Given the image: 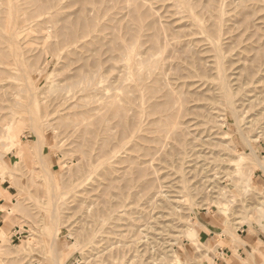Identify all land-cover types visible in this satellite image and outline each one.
I'll return each mask as SVG.
<instances>
[{
    "label": "rangeland",
    "instance_id": "374dc122",
    "mask_svg": "<svg viewBox=\"0 0 264 264\" xmlns=\"http://www.w3.org/2000/svg\"><path fill=\"white\" fill-rule=\"evenodd\" d=\"M81 1L0 0V124L15 122L18 132L11 145L0 125V198L2 189L14 193L13 203L7 200L0 213L6 215L5 223L17 226L0 236V264H53L55 228L60 229L55 245L61 264H213L217 254L202 240L205 222L217 227L211 230L212 243L230 250L236 264H264V173L250 160L243 167L235 165L237 156L249 151L218 96L219 75L210 49L213 41L223 52L240 125L264 161V65L252 78L242 71L253 56L246 48H260L264 54V0H217L221 20L210 0H89L84 5L91 22L87 36L75 44L63 42L56 30L77 26ZM177 1L190 3L201 27L220 26L218 36L193 27ZM10 15L19 29L13 44L3 33L12 22ZM93 38L98 41L92 43ZM140 86L155 87L157 96L171 89L176 98L185 99L182 111L187 110L163 134V145L138 140L148 149L145 158L142 151L130 152L135 139L129 134L120 141V119L111 116L118 107L124 109L121 122L130 128L136 108L137 137L153 138L148 123L156 116L139 112L148 106ZM33 122L39 126L35 134ZM102 132L110 139L104 151ZM178 132L180 148L171 140ZM142 182L146 188L140 187ZM237 231L260 233L261 241L251 251L255 263L239 254L243 238ZM119 252L123 258L118 259Z\"/></svg>",
    "mask_w": 264,
    "mask_h": 264
},
{
    "label": "bare ground",
    "instance_id": "6f19581e",
    "mask_svg": "<svg viewBox=\"0 0 264 264\" xmlns=\"http://www.w3.org/2000/svg\"><path fill=\"white\" fill-rule=\"evenodd\" d=\"M96 0H94V2H95ZM152 1V0H151ZM150 1V2H151ZM244 1V0H243ZM88 3L89 2V0L87 1V0H83V1H81V4H80V7H82V9H81V11L80 12H82V15H80V17L77 19L76 17H75V19H77L76 20V27L74 28V29H67L65 26L64 27H61V28H58L57 30H56V35H58V37H60L61 38V40L64 42V41H66V42H68V43H70V44H75V43H77V42H79V40H81L82 38H85V36H87V32L89 31V27H90V25H91V22L87 19L88 17H86L85 16V14H84V9H85V7H84V5H85V3ZM142 2V1H141ZM178 2V1H177ZM217 2V0H210V9L212 10V11H214V12H216L217 13V17L220 19V17H221V13L216 9V6H215V3ZM86 3V4H87ZM178 4L180 5V7L184 10V12H185V14H186V17H187V19L190 21V23L192 24V26L193 27H195L199 32H201V33H203V34H206V35H217L218 36V34L220 33V26L219 27H216V26H212V27H210V28H206V27H201L197 22H196V20H195V18H194V15L192 14V6L190 5V3H187V2H178ZM13 5V4H12ZM11 5V6H12ZM142 6V5H141ZM11 9H13V8H11ZM150 9V8H149ZM80 10V9H79ZM12 11H14V9L12 10ZM133 11V10H132ZM152 11V10H151ZM80 12H79V14H80ZM127 12V11H126ZM12 14V13H11ZM78 14V15H79ZM11 16V15H10ZM14 16V15H13ZM53 16V15H52ZM72 16V15H71ZM126 16V15H125ZM12 17V16H11ZM13 19H12V22H9L8 24H7V26L6 27H4L5 28V30L3 31V33L5 34V36L7 37V39H8V41L10 42V43H12L13 44V42L15 41V39H16V36L18 35V30L19 29H17V23H16V20H15V18L14 17H12ZM62 18V17H61ZM68 18V17H67ZM160 18V17H159ZM218 19V20H219ZM5 20H6V18H5ZM4 20V22H6ZM68 20V19H67ZM221 20V19H220ZM62 21V20H61ZM64 21H66V19H64ZM75 21V20H74ZM121 21V20H120ZM132 22V21H131ZM135 22V21H134ZM71 23V22H70ZM79 23H81V24H79ZM136 23V22H135ZM5 24V23H4ZM19 24V23H18ZM72 24V23H71ZM2 25V24H1ZM144 25V24H143ZM162 25V24H161ZM4 26V25H3ZM205 26V25H204ZM149 27V26H148ZM162 27V26H161ZM139 27H138V24L137 25H135V27H134V29L133 30H129V32H133L134 30H136V29H138ZM147 28V27H146ZM150 28H154L155 29V25H154V23H152L151 25H150ZM150 28H147V29H149V31H150ZM187 28V27H186ZM157 29V28H156ZM163 30H165V28L163 29ZM163 30H161L162 32L161 33H163L164 35H165V31L163 32ZM256 30H258V29H256ZM141 31V30H140ZM134 33V32H133ZM146 33V32H145ZM141 34V33H140ZM205 35V37H207V38H209V36H206ZM163 36V35H162ZM21 37V36H20ZM154 38V36L152 35L151 36V39H153ZM164 38V37H163ZM98 41V39H96V38H93L92 39V43L93 42H95V41ZM160 40V39H159ZM165 40V39H164ZM220 40V39H219ZM48 41V40H47ZM166 41V40H165ZM210 41H211V39H210ZM61 42V41H60ZM153 42V41H152ZM15 43H17L16 41H15ZM158 43V42H157ZM161 43V42H160ZM219 44V43H218ZM161 45V44H160ZM262 45H264V44H262ZM18 46V45H17ZM87 46H88V44L87 43H85L83 46L81 45V47L82 48H87ZM149 46V45H148ZM68 47V46H67ZM128 47V46H127ZM152 47H155V43L153 42L152 43ZM18 48V47H17ZM258 48V47H257ZM112 49V48H111ZM152 49V48H151ZM210 49L213 51V60H214V62H215V65H216V69H217V73H218V75H219V77H218V86H217V93H218V96H219V98H220V100H221V102H222V105H223V107L225 108V110L226 111H228V113H230V115L234 118V122H235V126H236V130H237V133H238V136H239V138L241 139L240 141H242L245 145H246V147H247V149H248V151H249V153L248 154H241V155H238L237 156V158H236V162H235V165L237 166V168H239V167H243V164L242 163H245V162H249V160H250V162L252 161V164H255L256 166H257V168L258 169H260L261 171H262V173H264V161L262 160V159H260V158H258L257 156H256V152H255V150L253 149V147H252V145H251V143L254 141V140H252L251 138H250V136L248 135V133L245 131V129H242V127H241V125H240V123H241V120H240V117H239V115H238V111H237V108H236V105H235V103H234V96H235V94L236 93H234L233 92V90L230 88V86L228 85V81H227V78H226V76H225V74H224V67H223V55H222V53H221V51H220V49H219V46L217 45V44H215V43H213V41L211 42V46H210ZM260 49V48H259ZM250 49V48H246L245 50H247V51H253V56L251 57V59H252V61L250 62L251 64H250V66H248V64L247 65H245V66H247V67H245V69L244 70H242V71H244L243 73H244V77L246 76V78H252V77H254L255 75H256V72H257V68L261 65H264V54L263 53H260V52H262V50L260 49ZM110 50V49H109ZM163 50H165V49H163ZM162 50V51H163ZM19 52V51H18ZM130 52V51H129ZM12 53H14V54H16V52H12ZM248 53V52H247ZM17 54H19V53H17ZM74 54V53H73ZM194 54V53H193ZM15 56V55H14ZM18 57V56H17ZM111 58H113V57H111ZM150 58V57H149ZM225 58V57H224ZM130 60V59H129ZM15 62V61H14ZM153 62H155V60L153 61ZM159 62V61H158ZM161 62V61H160ZM247 63V62H246ZM19 64V63H18ZM155 65V63H153L152 65H151V67H150V69L151 68H153V70H154V67L156 66H154ZM142 66V65H141ZM146 66V65H145ZM158 66V65H157ZM242 66V65H241ZM240 66V67H241ZM18 67H19V65H18ZM204 67V66H203ZM207 67V66H206ZM209 67V66H208ZM19 69V68H18ZM149 69V70H150ZM167 69V68H166ZM239 69V68H238ZM144 70V69H143ZM152 70V71H153ZM173 70V69H172ZM241 70V69H240ZM20 71V70H19ZM236 71V70H235ZM166 72H167V70H166ZM197 72V71H196ZM238 72H240V71H238ZM25 73H27V72H25ZM207 73H209L208 71H207ZM241 74V73H240ZM239 74V75H240ZM21 75H23V73H21ZM135 75H137V74H135ZM86 76V75H85ZM258 76V75H257ZM21 77V76H20ZM213 77V76H212ZM236 77V76H235ZM242 77V76H241ZM22 78H23V76H22ZM26 78V77H25ZM30 79V78H29ZM84 79V78H83ZM88 79H90V78H88ZM143 79V78H142ZM164 79H165V77H164ZM22 80H24V79H22ZM182 80V79H181ZM245 79H243V81H244ZM263 80V79H262ZM157 81V80H156ZM175 81V80H174ZM24 82H25V80H24ZM234 82V81H233ZM31 83V82H30ZM87 83H88V81H87ZM26 84V83H25ZM167 84V83H166ZM235 84H236V79H235ZM257 84V83H256ZM88 85V84H87ZM192 86V85H191ZM27 87V86H26ZM141 87V86H140ZM181 87V86H180ZM28 88V87H27ZM66 88V87H65ZM121 88V87H120ZM123 88V87H122ZM112 89V88H111ZM140 89V92L142 93V91L144 90V92H146L145 93V95L143 94V97H141V98H144V96H145V100H144V102H147L148 101V106L146 105L145 106V113H144V111H143V109L142 110H140L139 112L141 113V114H144V116L146 117L147 116V118H151V117H153V116H156V118H154V119H151V120H149V123H148V130H149V132L151 133V134H153L154 136H152L153 138L151 139V140H147L146 138H141V139H139L138 137H137V133H138V131H139V129H140V124L138 123L139 122V120H138V117H137V109L135 108L134 109V114L132 115V116H134V117H132V121H131V124H130V128H129V126H128V128H126V126H125V124H124V122H121V120L123 119V117H124V115H125V110L124 109H122V108H117L115 111H113L112 113H111V116L112 117H114L113 119H115V118H119L120 119V122H119V124H118V126L120 127V130H119V139H120V141L122 140V141H124L123 140V138H125V137H127V135L129 134V138H130V140H133V138L135 139L134 141H132V147H130V152H134V153H136L137 151H142V153H144L143 155H144V158H145V156H148V154H149V152H148V149H147V152L145 151V149H144V147H143V149H142V147H140L138 144V140H139V142L140 141H143L142 143L144 144V143H148L147 145H149L150 143H153L155 146L156 145H161L163 142H162V139H163V134H166V136L169 134V126L170 125H172L173 124V121L175 122V121H177V120H179V117H181V115H183L182 113H184L185 111H187V110H183L182 111V107H183V105H184V103L186 102L185 101V99L183 100V101H181L180 99H178V98H176L175 96H174V92L173 91H171V89L170 90H168V91H165L162 95H159V96H157L158 95V90L155 88V87H147V86H142L141 88H139ZM0 90H2V89H0ZM118 90V89H117ZM137 90V89H136ZM30 91V90H29ZM139 91V90H138ZM134 92V91H133ZM215 92V91H214ZM30 93H31V91H30ZM252 93V92H251ZM32 94V93H31ZM34 94V93H33ZM188 94H189V92H188ZM187 94V96H189ZM212 95H213V93H211ZM115 95V94H114ZM184 95V94H183ZM256 95V94H255ZM258 95V94H257ZM185 96V95H184ZM183 96V97H184ZM191 96V95H190ZM198 96V95H197ZM214 96V95H213ZM212 96V98L213 99H215V97H213ZM259 96H261L260 94H259ZM258 96V97H259ZM30 97V99L32 98L31 97V95L29 96ZM29 97H27V98H29ZM113 97V96H112ZM132 97H134L133 95H132ZM91 98V97H90ZM114 98V97H113ZM135 98V97H134ZM133 98V105H135V102L134 101H136V99H134ZM198 98H200L199 96H198ZM261 98V97H260ZM94 99V98H93ZM119 99V98H118ZM138 99V98H137ZM208 99V98H207ZM206 99V100H207ZM20 100V99H19ZM200 100V99H199ZM211 100V99H210ZM31 101V100H30ZM30 101H29V104H31L30 103ZM114 100H112L111 101V103H109L110 105L112 104V102H113ZM115 101H118V100H115ZM215 101V100H214ZM130 102V101H129ZM28 103V102H27ZM26 103V104H27ZM86 103V102H85ZM209 103V102H208ZM211 103V102H210ZM145 104V103H144ZM220 105V104H219ZM27 106V109L26 110H28V111H30L29 110V106L30 105H26ZM221 106V105H220ZM109 107V106H108ZM178 107V108H177ZM133 109V108H132ZM201 109V108H200ZM25 110V112L27 113V111ZM106 110V109H105ZM137 110V111H136ZM203 110V109H202ZM103 111V110H102ZM196 111V110H195ZM204 111H206V110H204ZM197 112V111H196ZM29 113V112H28ZM102 113V112H101ZM206 113V112H205ZM97 114V113H96ZM139 114V113H138ZM189 114V113H188ZM204 114V113H203ZM207 114V113H206ZM264 114V113H263ZM99 115H100V113H99ZM140 115V114H139ZM196 115H198V114H196ZM205 115V114H204ZM203 115V116H204ZM257 115V114H256ZM258 115H259V113H258ZM207 116V115H206ZM28 117H29V114H28ZM215 117V116H214ZM256 117V116H255ZM254 117V118H255ZM31 118V117H30ZM94 118V117H93ZM182 118V117H181ZM253 118V117H252ZM2 119V118H1ZM212 119H213V117L211 116V118H210V116H209V118H207L206 120H207V122L209 123V124H212L213 122H212ZM264 119V118H263ZM31 120H32V118H31ZM92 120V119H91ZM90 120V121H91ZM0 121H2V120H0ZM89 121V120H88ZM3 122H5L4 121V119H3ZM2 122V123H3ZM36 122V121H35ZM215 122V121H214ZM252 122L253 121H250L249 120V124H250V126L252 125L253 126V124H252ZM31 123V122H30ZM85 123V122H84ZM83 123V124H84ZM97 123V122H96ZM101 123V122H100ZM143 123V122H142ZM177 123V122H176ZM175 123V124H176ZM23 124V123H22ZM117 124V123H116ZM174 124V125H175ZM200 124V123H199ZM1 125V128L3 127V129H2V137L4 138V139H7V140H9V142L11 143V145H13L14 143H17V138H18V132L16 131V124H15V122L14 123H3V124H0ZM31 125V124H30ZM29 125V126H30ZM177 125V124H176ZM201 125V124H200ZM257 125V124H256ZM77 127V126H76ZM86 127V126H85ZM261 127V126H260ZM38 128H39V126L36 124V123H32V125H31V130H32V132H34V134L35 133H37L38 132ZM65 128V127H64ZM171 128V127H170ZM196 128V127H195ZM197 128H198V125H197ZM72 130H74V129H72ZM85 131V130H84ZM85 134V133H84ZM102 134L103 135H101V139H100V149H101V151H104V150H106V148H107V146H108V142H109V137L107 136V134H105L104 132H102ZM186 135V134H185ZM191 135V134H190ZM36 137V139L38 138L37 137V135H35ZM165 136V137H166ZM181 136H182V134L181 133H173V135H172V137H171V140H173L174 142H177V143H179V148H180V143H181ZM169 137V136H168ZM213 137V136H212ZM111 138V137H110ZM99 139V138H98ZM206 139H207V137H206ZM254 139H257L256 141H258V138H254ZM38 140V139H37ZM37 140H35V141H37ZM194 140V139H193ZM40 141V140H39ZM169 141V140H168ZM190 141V140H189ZM211 141V140H210ZM18 142H19V140H18ZM115 142V141H114ZM118 142V141H117ZM187 142V141H186ZM198 142V141H197ZM201 142V141H200ZM188 143V142H187ZM202 143V142H201ZM37 144L39 145V143L37 142L36 143V147H37ZM153 144H152V146H153ZM204 144V143H203ZM203 144H201V145H203ZM8 144H6L5 146H7ZM10 145V146H11ZM163 145V144H162ZM189 145V144H188ZM188 145H187V148H188ZM195 145V144H194ZM211 145V144H210ZM222 145H224V144H222ZM40 147H41V145H39ZM124 146V145H123ZM190 146V145H189ZM12 147V146H11ZM10 147V148H11ZM109 147V146H108ZM122 147V146H121ZM121 147H120V149H121ZM163 147V146H162ZM182 147V146H181ZM191 147H192V145H191ZM190 147V148H191ZM197 147V146H196ZM146 148V147H145ZM152 148V147H151ZM167 148V147H166ZM193 148V147H192ZM195 148V147H194ZM38 149H40L39 147L37 148V150ZM170 149V148H169ZM41 150V149H40ZM40 150H38V151H40ZM152 150V149H151ZM195 150V149H194ZM37 151V153H38V157H39V159H40V152H38ZM108 151V150H107ZM116 151V150H115ZM167 151H168V148H167ZM186 152H187V150H185ZM191 151H192V149H191ZM191 151H190V153H191ZM117 152V151H116ZM115 152V153H116ZM159 152H160V150H159ZM176 153V155H177V151H175ZM183 152H184V150H183ZM204 152V151H203ZM148 153V154H147ZM173 153V152H172ZM189 153V154H190ZM185 154V153H184ZM143 155L141 156V157H143ZM159 155V154H158ZM170 155V154H169ZM180 155H182L181 153H180ZM200 155V154H199ZM112 156V155H111ZM179 156V155H178ZM201 156V155H200ZM200 156H198V157H200ZM208 156V155H207ZM206 156V157H207ZM213 156V155H212ZM170 157V156H169ZM191 157H197V156H194V154L191 156ZM190 157V158H191ZM198 157H197V159H198ZM215 157V156H214ZM201 158V157H200ZM220 158V157H219ZM38 159V158H37ZM111 159V158H110ZM152 159V158H151ZM196 159V160H197ZM176 160V159H175ZM185 160V159H184ZM195 160V161H196ZM205 160V159H204ZM209 160V159H208ZM155 161V160H154ZM163 161V160H162ZM199 162V161H198ZM224 162V161H223ZM150 163H151V161H150ZM174 163H175V161H174ZM189 163V162H188ZM191 163H193V162H191ZM190 163V164H191ZM227 163V162H226ZM230 163V162H229ZM186 164V163H185ZM184 164V165H185ZM188 165V164H187ZM197 165V164H196ZM195 165V168L197 167ZM134 166V165H133ZM206 166V165H205ZM191 167V166H190ZM192 167H194L193 165H192ZM100 168V167H99ZM176 168V167H175ZM195 168H192V169H195ZM198 168V167H197ZM192 169H191V171H192ZM203 169V168H202ZM201 168H200V170L199 171H201L202 170ZM226 169V168H225ZM248 169V168H247ZM136 170V169H135ZM196 170V169H195ZM198 170V169H197ZM196 170V171H197ZM222 170H223V168H222ZM237 170V169H236ZM148 171V170H147ZM195 171V172H196ZM198 171V172H199ZM141 172H142V170H141ZM47 173V172H46ZM137 173V179H141V177H142V175H141V173H140V170L139 171H137L136 172ZM143 173V172H142ZM157 173V172H156ZM151 174V173H150ZM153 174H154V172H153ZM194 174V173H193ZM198 174V173H197ZM199 174H201V173H199ZM133 175V174H132ZM195 175V174H194ZM124 176V175H123ZM170 176V175H169ZM156 177V176H155ZM48 178V177H47ZM123 178V177H122ZM191 178V177H190ZM204 178H206V177H204ZM251 178H252V173H250L249 175H248V180H251ZM51 179V178H50ZM124 179V178H123ZM52 181V179L50 180V182ZM49 182V181H48ZM104 182V181H103ZM157 182V181H156ZM246 182H248V181H246ZM79 183H80V181H79ZM204 183V182H203ZM52 185V184H51ZM152 185V184H151ZM151 185L149 186V187H151ZM154 185V184H153ZM140 187H142V188H146L147 187V184L146 183H141L140 184ZM171 187V186H170ZM52 188V187H51ZM156 188L158 189L159 187H157L156 186ZM109 189V188H108ZM54 190V189H53ZM168 190V189H167ZM107 191V190H106ZM199 193V192H198ZM65 194V193H64ZM155 197V196H154ZM153 197V198H154ZM115 198V196L113 195V199ZM152 198V197H151ZM150 201V200H149ZM101 203V202H100ZM160 203V202H159ZM102 204V203H101ZM117 204V203H116ZM155 204V203H154ZM169 204V203H168ZM118 205V204H117ZM116 205V206H117ZM92 206V205H91ZM109 206V205H108ZM161 206H162V204H161ZM104 207H105V209L104 210H106V209H109V208H106V206L104 205ZM110 207V206H109ZM115 205L113 206H111V212H114L115 210ZM123 207V206H122ZM162 208V207H161ZM101 209V208H100ZM107 211V210H106ZM121 211H122V209H121ZM101 212V211H100ZM103 213H105L104 211H102ZM109 212V211H108ZM120 212V211H119ZM52 213H53V211H52ZM110 213V212H109ZM87 215V214H86ZM85 215V216H86ZM99 215H101V214H99ZM51 216V215H50ZM53 217H54V215H53ZM159 217V216H158ZM162 217V216H161ZM160 217V218H161ZM55 218H57L56 216L54 217V218H52V219H55ZM99 218H100V216H99ZM93 219V218H92ZM162 219V218H161ZM51 220V219H50ZM56 220V219H55ZM55 220H54V222H55ZM123 220V219H122ZM154 220V219H153ZM57 221V220H56ZM120 220L119 219H116L115 220V222H119ZM54 222H51V223H54ZM93 222H95V217H94V219H93ZM106 222V221H105ZM57 222H55L54 224H55V226H57L58 225V223L56 224ZM120 223V222H119ZM122 223H123V221H122ZM156 224L157 222L155 221H153V224ZM87 224V223H86ZM158 224V223H157ZM160 224V223H159ZM198 224H200V226H201V223H198ZM126 225V224H125ZM98 226V225H97ZM112 226V225H111ZM116 226V225H115ZM91 227V226H90ZM115 228V227H114ZM101 229V228H100ZM79 230V229H78ZM59 232H60V229L59 228H55L54 229V231H53V239H52V241H51V249H50V254H52V256H53V258H54V260H53V264H61L60 263V261H62L63 259L61 258V256L59 255V252H58V250H57V248H56V242H57V237H58V234H59ZM126 232V231H125ZM194 232H195V230H190L189 231V233L190 234H192V235H194ZM96 234V233H95ZM129 234V233H128ZM60 235V234H59ZM68 236H69V238H72V234H68ZM2 237H3V235H2ZM93 238V237H92ZM113 242V241H112ZM99 243V242H98ZM105 243V242H104ZM97 245V244H96ZM125 245V244H124ZM128 245V244H127ZM126 246V245H125ZM101 249V248H100ZM104 250V249H103ZM128 250H130V249H128ZM127 249H126V252L128 251ZM104 252V251H103ZM130 252V251H129ZM132 252V251H131ZM109 253V252H108ZM122 253V252H121ZM120 252H119V255L121 254ZM124 254V253H123ZM125 255H126V253H125ZM95 257V256H94ZM91 258V257H90ZM90 258H89V260H90ZM100 258V257H99ZM119 258H123V257H121V255H120V257H118V259ZM114 259H116V256H115V258ZM121 260V259H120ZM86 261H88V260H86ZM93 262V261H92ZM123 263V262H122ZM128 263V262H127ZM85 264H87V263H85ZM125 264V263H124Z\"/></svg>",
    "mask_w": 264,
    "mask_h": 264
},
{
    "label": "crops",
    "instance_id": "0c3cea01",
    "mask_svg": "<svg viewBox=\"0 0 264 264\" xmlns=\"http://www.w3.org/2000/svg\"><path fill=\"white\" fill-rule=\"evenodd\" d=\"M1 196L3 198H0V207H3L6 205V201L8 200L10 203H13V197L14 193L11 192L8 189L4 190L2 189ZM6 222V215L4 213H0V236L3 234L5 236V232L7 233L8 231L10 232H15L17 229V226L11 225L10 223H5ZM204 227L202 228V235H206L205 238H202L203 242L206 244V247H208L213 254H217L214 256L213 259V264H236L237 260L236 257L232 254V252L228 249H223L221 248L218 244L212 243L213 241V233L211 232L212 229H217L213 224L211 223H204ZM4 230V231H3ZM239 231H237L238 234ZM241 232V231H240ZM238 237H242L243 239L240 238V242L243 244L240 249L238 250L240 255L246 254V260L248 262H254L255 260H252L251 258V251L253 248L258 247V241H261V236L260 233H250V231H246L245 235H239ZM216 243V242H215ZM202 264H209L208 261H204Z\"/></svg>",
    "mask_w": 264,
    "mask_h": 264
},
{
    "label": "built area",
    "instance_id": "2783aa9c",
    "mask_svg": "<svg viewBox=\"0 0 264 264\" xmlns=\"http://www.w3.org/2000/svg\"><path fill=\"white\" fill-rule=\"evenodd\" d=\"M16 233H17V232H16ZM17 234H18V233H17ZM17 234L15 235V237H16V236H20V235H17ZM17 238H18V237H17Z\"/></svg>",
    "mask_w": 264,
    "mask_h": 264
}]
</instances>
